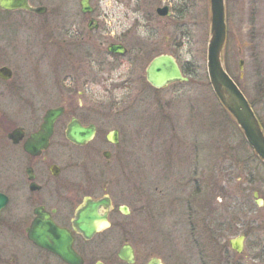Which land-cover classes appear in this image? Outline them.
<instances>
[{
    "label": "rangeland",
    "instance_id": "1",
    "mask_svg": "<svg viewBox=\"0 0 264 264\" xmlns=\"http://www.w3.org/2000/svg\"><path fill=\"white\" fill-rule=\"evenodd\" d=\"M120 1L115 5L113 0H90L91 13L81 12L80 0H28L30 5L46 7L43 14L0 9V45H3L1 54L5 55L2 61L7 62L14 75L21 76L29 67V51H35V56L39 57L43 55L44 45H48L46 53L53 70L57 68L53 73L54 79L60 75L59 64L55 65L61 59L60 45L98 41L103 50L111 42L147 45V64L158 53L171 54L180 67L191 71L188 81L152 89L144 80L139 81L144 77L143 68L134 80L142 92L141 98L132 105L116 106L117 113H121L117 118L121 119L113 126L119 128V142L111 147L110 157L106 160L102 156L104 146L99 149H72L76 156H82V162L76 160L77 164H82L69 169L68 174L73 183L80 184L82 188L86 186L97 195L102 194L103 185L107 184V193L114 207L126 206L132 211L127 216L115 212L113 218L136 221L138 231L144 219L150 238L159 245L168 264H220L215 250L203 260L198 256L191 257L188 246L173 232L171 210L167 213V209L157 207V199L162 198L161 191L164 201L169 203L174 199V204L177 203L176 194H170L174 190L172 175L175 172L170 161L182 156V151L186 152L184 147H176L173 154L175 147L164 145L169 136H177L176 141L196 137L195 143L201 142L198 156L202 173L209 155L206 146L210 143L211 205L216 207L215 211L212 210L213 223L219 225L224 221L227 226L233 224L237 230L246 229L248 237L243 256L238 261L264 264V250L254 247L256 241L264 238V205H256L252 198L253 191L260 195L264 193V165L254 160L241 129L210 86L206 72L211 19L209 0ZM169 2L172 3L171 14L157 15L156 7ZM224 10L227 39L223 63L263 119L264 0H224ZM91 17L98 24L93 30L87 28ZM4 45L10 47L5 48ZM240 59L243 60L242 68L238 62ZM41 62L44 65L43 58ZM120 70L125 71L126 67ZM118 71L112 70V77ZM40 82L43 87V76ZM103 87L100 85L98 88L100 102H106ZM115 93L118 95L121 91L115 90ZM54 94L55 91L53 103L58 104V96ZM1 103V111L12 116L14 107L11 100L3 99ZM6 149L9 151L10 148L0 150V170L4 168L9 174L12 162ZM85 154L88 155L86 161ZM240 155L242 159L237 158ZM162 160L165 164L169 161V168L164 163L165 168L161 167ZM239 161L244 163L240 172L236 166ZM183 166L182 162L180 167ZM107 170L111 173L103 175ZM219 187L227 194L225 199L218 196ZM166 189L170 195L166 194ZM15 197L10 207L18 203L27 207L25 197L16 198V201ZM252 205L261 208L258 209L259 216ZM223 235L226 241L234 237L231 232Z\"/></svg>",
    "mask_w": 264,
    "mask_h": 264
},
{
    "label": "flooded vegetation",
    "instance_id": "2",
    "mask_svg": "<svg viewBox=\"0 0 264 264\" xmlns=\"http://www.w3.org/2000/svg\"><path fill=\"white\" fill-rule=\"evenodd\" d=\"M113 2L115 5L121 3L120 0ZM171 6V2L162 4L156 7L155 12L159 15L158 8L167 7L168 13L171 14ZM92 19L93 21L88 20L87 23L90 30H93V26L97 27V21ZM226 39L225 36L222 60ZM111 44H121L119 46L123 52L109 51L108 47ZM47 46L44 45L43 55L39 57L35 56V51L30 50L28 69L22 68L26 71L23 75L16 76L7 62L2 61L5 55L1 54L3 45H0V68L10 69L7 78L0 76V106H3L1 100L9 99L14 107V116L7 115L0 109V150L5 148L12 150L11 152L10 149L9 151L6 149L11 156L9 161L12 162L9 174L4 168L0 170V192L8 197L7 205L0 211V264H168L161 254L162 251L160 252L159 245L150 238L149 227L144 219L138 231L136 221L113 218L115 212L127 216L132 211L129 207H125L126 209L114 207L107 193V184L103 185L102 194L97 195L88 190V187L82 188L80 184L73 183L68 174L69 169L82 164L76 163V160L82 162V156H76L72 149H99L104 146L102 156L106 160L110 157L111 147L119 142V128L113 126L115 121L117 124L121 119L117 118L121 113H117L119 110L116 106L132 105L141 98L142 92L137 89L135 76L144 68V77L139 78V81L144 80L151 86L146 78L150 61L158 55L168 53L156 54L147 64L145 53L147 45L111 42L106 45L105 50L100 49L102 45L98 41L60 45L61 59L58 63L55 62V65L59 64L60 75L53 79V73L57 68L53 70L46 53ZM42 58L44 65L41 62ZM240 61L243 64V60L240 59L238 62ZM123 67H126L125 71L120 70ZM112 70H119L115 77L111 75ZM42 76L43 87L40 84ZM100 85L104 86L106 102L98 100ZM115 90H120L121 93L117 95ZM53 91L54 95L58 96L56 98L58 104L53 103ZM246 99L264 133V117L261 119L253 103L247 97ZM53 108H61L62 112L55 119L53 132L45 145L38 147L41 140L36 134L41 129L47 111ZM74 123L85 129L84 135L89 134L83 143H76L68 136ZM177 139V136L170 135L169 141L164 144H170L171 148L175 147L173 154L176 147L186 149V152L182 151V156L170 161L175 170L172 175L174 190L170 194L173 193L174 196L176 194L177 203L174 204V199L169 203L164 201L162 199L164 194L161 191L162 198L157 199V207L167 209V213L169 209L171 210L174 218L173 232L188 246L191 257L198 256L203 260L207 258V254L215 250L220 264H246L238 260L243 256L248 231L237 230L233 224L227 226L224 221L220 223L221 225L213 223L212 210L215 211L216 207L211 205L210 143L205 142L209 155L206 156L202 173L198 156L200 139H198L200 143H195L196 137L181 141H176ZM104 152L108 153V158H105ZM87 157L85 154V161ZM232 157L236 158V155ZM237 158L242 159L241 155ZM258 158L254 156V160L264 165ZM182 162L184 166L180 167ZM163 163L165 164L162 160L161 167L165 168L169 161L165 165ZM236 164L237 171H242L241 165L244 163L239 161ZM107 171H104L103 175L111 173ZM166 190H168L166 194L170 195L169 189ZM186 190L189 192L186 193ZM217 191L219 197L226 198L227 194L221 187ZM103 196L109 197L111 205L99 207L95 211L96 218L90 223L92 232L81 229L78 218L84 199H99ZM14 197L15 201L16 198L25 197L27 207L21 203L10 207ZM252 198L256 205H264V193L260 195L253 191ZM251 208L255 213L261 209L253 205ZM235 224L237 225V222ZM62 232L65 236L61 235ZM227 232L234 235L228 241L224 240L223 235ZM239 236H243L241 252L235 250L229 242ZM68 241L72 250L70 257H63L39 243ZM254 247L264 250V238L256 241Z\"/></svg>",
    "mask_w": 264,
    "mask_h": 264
},
{
    "label": "water",
    "instance_id": "3",
    "mask_svg": "<svg viewBox=\"0 0 264 264\" xmlns=\"http://www.w3.org/2000/svg\"><path fill=\"white\" fill-rule=\"evenodd\" d=\"M210 2V38L207 45L206 53V72L213 93L216 95L222 106L232 115L239 128L242 130L245 140L255 153L264 162V133L259 125V122L249 105L245 95L229 75L222 62V50L225 41V15H224V0H209ZM80 10L83 13H90L92 6L90 0H80ZM0 9L2 10H26L36 14H43L46 11L44 6H31L28 0H0ZM159 15L169 14L167 7L158 8ZM92 21V19L90 20ZM89 28H92L89 26ZM121 44H111L108 47L112 52H123ZM242 68L241 61L239 62ZM10 75V69L7 67L0 68V76L7 78ZM146 78L148 83L154 88H161L172 82H185L188 77L183 75L179 64L169 54H161L154 57L146 70ZM61 108H53L47 111L44 122L40 131L36 136L41 140L38 147L43 146L47 142L49 136L53 132L55 119L61 114ZM85 129L76 125H71L68 133L69 138L76 143H83L87 140ZM45 145V144H44ZM105 158L109 155L104 152ZM257 196V193H254ZM259 202V199H257ZM7 195L0 192V211L7 205ZM110 199L108 196H103L99 199L85 198L81 204L82 210L79 213L78 223L80 228L88 232H92L90 226L91 221L96 218L95 211L99 207H109ZM126 209V206H120ZM104 218V217H103ZM65 236L64 232L61 234ZM243 236L231 239V246L238 252L242 251ZM42 246L47 247L60 254L61 256H72L70 241L67 243H48L39 242Z\"/></svg>",
    "mask_w": 264,
    "mask_h": 264
},
{
    "label": "trees",
    "instance_id": "4",
    "mask_svg": "<svg viewBox=\"0 0 264 264\" xmlns=\"http://www.w3.org/2000/svg\"><path fill=\"white\" fill-rule=\"evenodd\" d=\"M181 70H182V72H183V74H185V75H188V74H192L191 73V71L189 70V68L188 69H186L185 67H181ZM152 89H154V88H152ZM223 108V107H222ZM245 143H246V141H245ZM246 145H248V144H246ZM248 147L250 148V151H251V153L256 157V158H258V156L254 153V151L251 149V147L248 145ZM259 159V158H258ZM212 195V194H211ZM250 195V194H249Z\"/></svg>",
    "mask_w": 264,
    "mask_h": 264
}]
</instances>
